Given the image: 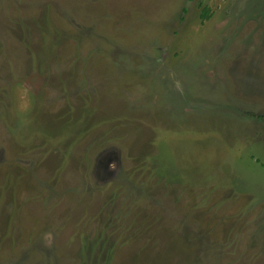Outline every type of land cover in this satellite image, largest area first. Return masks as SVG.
Instances as JSON below:
<instances>
[{
	"label": "rangeland",
	"instance_id": "obj_1",
	"mask_svg": "<svg viewBox=\"0 0 264 264\" xmlns=\"http://www.w3.org/2000/svg\"><path fill=\"white\" fill-rule=\"evenodd\" d=\"M0 264H264V0H0Z\"/></svg>",
	"mask_w": 264,
	"mask_h": 264
},
{
	"label": "trees",
	"instance_id": "obj_2",
	"mask_svg": "<svg viewBox=\"0 0 264 264\" xmlns=\"http://www.w3.org/2000/svg\"><path fill=\"white\" fill-rule=\"evenodd\" d=\"M207 10L205 9V12L203 13L204 15L206 14Z\"/></svg>",
	"mask_w": 264,
	"mask_h": 264
}]
</instances>
